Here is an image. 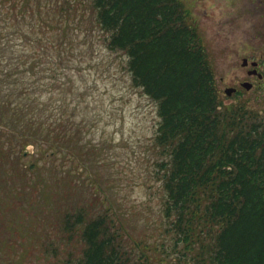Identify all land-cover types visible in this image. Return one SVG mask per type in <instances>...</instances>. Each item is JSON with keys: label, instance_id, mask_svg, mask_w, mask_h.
Listing matches in <instances>:
<instances>
[{"label": "trees", "instance_id": "1", "mask_svg": "<svg viewBox=\"0 0 264 264\" xmlns=\"http://www.w3.org/2000/svg\"><path fill=\"white\" fill-rule=\"evenodd\" d=\"M180 11L174 0H0V141L5 134L10 149L31 143L50 159H72L71 115L44 96L71 91L68 72L96 27L110 50L126 51L132 84L159 100L157 231L149 237L156 221L143 232L131 223L149 206L104 194L94 175L90 202L62 213L59 237L72 249L58 264H170L173 253L181 264H264V141L256 122L237 123L257 114L217 109L212 74ZM16 164L21 187H43L39 164L23 166L20 156Z\"/></svg>", "mask_w": 264, "mask_h": 264}, {"label": "rangeland", "instance_id": "2", "mask_svg": "<svg viewBox=\"0 0 264 264\" xmlns=\"http://www.w3.org/2000/svg\"><path fill=\"white\" fill-rule=\"evenodd\" d=\"M174 1L178 3L185 25L195 33V46L202 49L203 60L217 90V103L223 99L225 104H232L225 113L234 108L259 111L262 116L257 120L264 128V80L260 87L246 90L237 98H228L223 92L225 87L237 85V81L243 78L241 59L246 53L240 48L245 45L241 41H246L252 31L242 29L244 23L241 20L244 18L245 24L251 21L254 25L264 22L249 18L256 14L254 3L258 0ZM83 21L84 25L93 24L85 18ZM103 36L101 30L94 28L93 34L87 38L88 43H92L85 58L82 52L75 55L78 66L68 72L71 91L62 98L55 93L44 96L49 107L61 105L66 115H71L65 122L74 149L69 148L74 153L72 159L63 157V154L50 159L42 149L31 144L10 149V143L2 133L0 264L62 262L60 258L67 256L72 245H67L65 239L59 237V221L68 208L90 202L94 191L90 181L94 175L104 194L127 203L143 202L149 206L145 209L141 205L143 209L140 214L131 216V223L143 232L150 220L156 221L152 225L158 224L151 228L149 237L157 231L160 224L157 221L160 203L157 185L160 180L154 176V171L157 159L165 157L154 145V135L161 121L159 100L132 84L126 66V51L110 50ZM254 45L257 47L254 56L260 57L258 51L263 43L256 38ZM80 47L86 49L83 44ZM250 82L255 86L259 83L255 78ZM237 123L242 129V123L252 124V120L243 118ZM18 156L23 166L37 163L42 167L43 187L32 190L21 187L23 175L21 166L16 164ZM51 160L56 163L55 169ZM54 248L56 255L53 254ZM178 256V253L170 254V264H181ZM172 259L175 263H171Z\"/></svg>", "mask_w": 264, "mask_h": 264}, {"label": "flooded vegetation", "instance_id": "3", "mask_svg": "<svg viewBox=\"0 0 264 264\" xmlns=\"http://www.w3.org/2000/svg\"><path fill=\"white\" fill-rule=\"evenodd\" d=\"M251 2V1H250ZM254 7L256 14L252 15L250 20L253 18L258 20L264 21V0H258L255 1ZM259 6V8H256ZM250 8V3L248 5V11ZM244 23V26L242 29L247 28L252 31V35H248L246 38V41H241V43H244V46H241L240 48L243 49V51L246 53L241 59V67H242V76L243 78L237 81L238 84H240L242 81H252L254 78L259 81V83L255 86L252 84L250 89H256L257 87L261 86L262 81L264 80V22H260L257 25H254L251 23V21H248L247 24H245L244 18L241 20ZM258 38L261 43H263L262 49H259L258 53L261 55L260 57H255L256 55V49L257 47L254 45V40ZM249 89V90H250ZM245 90L242 87H238L236 90L237 97H240L244 94Z\"/></svg>", "mask_w": 264, "mask_h": 264}]
</instances>
